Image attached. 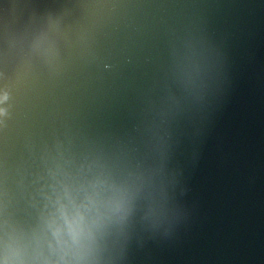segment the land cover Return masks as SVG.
I'll return each instance as SVG.
<instances>
[{
	"label": "water",
	"instance_id": "1",
	"mask_svg": "<svg viewBox=\"0 0 264 264\" xmlns=\"http://www.w3.org/2000/svg\"><path fill=\"white\" fill-rule=\"evenodd\" d=\"M0 264H264V0H0Z\"/></svg>",
	"mask_w": 264,
	"mask_h": 264
}]
</instances>
